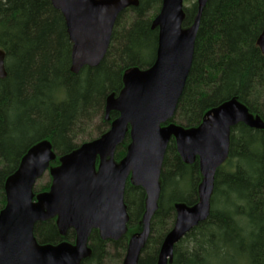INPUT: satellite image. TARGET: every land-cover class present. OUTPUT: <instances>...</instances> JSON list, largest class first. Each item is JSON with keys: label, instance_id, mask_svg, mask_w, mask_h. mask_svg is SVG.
<instances>
[{"label": "trees", "instance_id": "trees-1", "mask_svg": "<svg viewBox=\"0 0 264 264\" xmlns=\"http://www.w3.org/2000/svg\"><path fill=\"white\" fill-rule=\"evenodd\" d=\"M161 3L138 0L137 7L122 12L102 62L73 75L64 20L50 1L0 0V49L7 74L0 80V211L5 205L4 182L30 148L47 141L57 159L77 149L74 140L84 132L82 125L100 112L104 121L105 100L122 90L123 74L152 66L157 30L151 29V21ZM183 10L186 29L196 16V0H184ZM125 15L131 16L127 26ZM263 27L264 0L207 1L191 68L169 123L197 127L210 110L232 99L264 123V54L256 46ZM117 117L116 112L109 115L110 121ZM129 141L126 136L117 148L116 162L124 157ZM57 159L51 166L59 164ZM200 182L197 161L183 164L171 140L160 172L157 208L138 264H157L161 245L174 225V206L195 205ZM49 185L34 193L47 191ZM145 199L141 188L126 182V234L112 242L92 231L91 255L81 264H107L117 258L123 264L129 238L141 229ZM34 237L51 245L75 240L73 231L60 236L54 219L37 224ZM109 246L117 255L109 254ZM226 257L233 264H264V130L242 123L231 128L229 155L215 173L207 220L174 246L170 264H222Z\"/></svg>", "mask_w": 264, "mask_h": 264}, {"label": "water", "instance_id": "water-1", "mask_svg": "<svg viewBox=\"0 0 264 264\" xmlns=\"http://www.w3.org/2000/svg\"><path fill=\"white\" fill-rule=\"evenodd\" d=\"M65 25L70 48V73L95 68L104 59L118 16L137 7L138 0H49ZM208 0H196L193 24L182 28L184 0H162L151 21L157 30L155 61L146 70L132 68L122 77L123 88L105 100L104 121L118 117L99 138L80 145L49 168L56 154L43 141L27 151L18 169L4 182L5 206L0 211V264H81L91 255L88 240L96 230L101 240L118 241L127 231L124 204L126 181L146 195L143 229L130 238L123 264H137L148 240L150 219L157 208L159 179L167 146L172 139L183 164L196 160L201 175L198 201L176 204L175 222L165 237L157 264H170L173 248L207 220L214 176L229 155L231 128L239 123L264 130V123L235 99L210 110L202 123L184 128L172 120L188 77L200 18ZM264 54V27L256 41ZM5 53L0 49V80L6 78ZM129 137L124 157L116 163L118 146ZM49 171L48 191L34 194L36 182ZM55 218L60 236L71 230L73 244H40L37 224Z\"/></svg>", "mask_w": 264, "mask_h": 264}, {"label": "rangeland", "instance_id": "rangeland-1", "mask_svg": "<svg viewBox=\"0 0 264 264\" xmlns=\"http://www.w3.org/2000/svg\"><path fill=\"white\" fill-rule=\"evenodd\" d=\"M123 23L127 26L131 20V16H123L122 17ZM103 114L100 112L98 113L91 121L85 122L84 125L85 126V130L83 133L79 132L78 136L76 137V139L74 140V143L76 145H82L84 143H87L89 141H92L94 139L99 138L101 135V132H106L108 130V126L107 124H105L103 121ZM51 183V178L49 176V174L46 172L35 184V192L39 191L40 189H42L43 187L47 186L48 184ZM33 190V191H34ZM142 223V221H141ZM142 232V225H141V229L140 231L135 234L138 235ZM144 249V248H143ZM143 251V250H142ZM108 252L111 255H117V252H114L113 248L111 246L108 247ZM125 253L123 255V257L121 258V261L124 259ZM113 262H109L107 264H119V258H117L116 260H113ZM122 264V262H121ZM215 264V263H213ZM222 264H233V261H231L229 258H225L223 259Z\"/></svg>", "mask_w": 264, "mask_h": 264}]
</instances>
